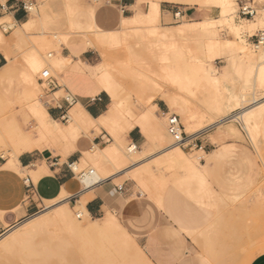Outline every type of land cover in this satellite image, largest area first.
I'll list each match as a JSON object with an SVG mask.
<instances>
[{"label": "bare ground", "instance_id": "bare-ground-1", "mask_svg": "<svg viewBox=\"0 0 264 264\" xmlns=\"http://www.w3.org/2000/svg\"><path fill=\"white\" fill-rule=\"evenodd\" d=\"M79 1L66 0V4L63 3L66 6L68 17H71L76 9L82 7L93 13L97 5L92 6L89 4L87 6V4L85 6L86 3L81 0L80 4ZM163 1L178 2L187 7L206 10L208 15L199 20L184 21L175 30H167V25L162 26L161 2ZM137 3L140 5L146 3V11L143 10L141 14L136 16L122 18L114 29H103L99 25H93L86 32H78L90 48L96 49L100 53L103 60L94 67H83L89 71L95 82L110 98L111 104L105 115L94 120L84 112L79 104H76L69 112L68 125L52 120L48 115L45 104L39 98L42 88L38 84L35 74L38 72L42 74L46 70H42L45 61L37 48L35 52L28 54L25 59L23 58L24 62H26V68L23 72H20L22 83H18L21 84L19 95L26 102L28 109L35 118L37 129L35 133L39 135L41 141L42 139L44 141V139L63 138L66 140L70 139L71 143H74L77 139V131H81L85 135L91 130L98 133L102 130H107L108 133H112L114 140L110 143L105 142L104 147L97 150L99 160L94 164L93 170L100 181H103L112 173L109 170V166L114 169L123 168L128 161L140 153L134 143H130L126 152H124L123 140L118 138L117 135L119 131L127 133L134 128L139 129L140 133L153 146L157 145V152H154V155H157L155 157L156 161L161 158L157 163H153L151 159V163L154 164L155 168L147 167L134 173L136 180L148 175L147 179L150 181L153 170L155 171L158 168L155 166L157 164L173 170L175 174L189 172L203 176L212 169L218 159L232 152L229 151L232 146L223 147L213 154L206 155L205 162L203 164L200 163L199 157L193 158L183 152L179 145L175 144L169 136L165 129L166 127L157 121L155 112L158 107L153 104V100L159 98L162 102H165L167 107L172 108V106H175L183 110L182 113H178L176 109L173 112L180 116L186 141L205 133L207 131L205 129L209 125L216 123V120H218L217 123H229L223 128V134L229 138L238 140L242 138H240L241 134H239L236 126L232 124L236 122L241 125L251 142L256 139L257 135H259L257 133L259 131L258 127L260 124L264 125V41L260 40L258 45L252 46L255 50L253 51L243 35L245 33L252 34L256 28V20L259 23H263L261 19L263 16L257 15L252 20L244 18L248 23L246 26L236 22L233 16L236 14L238 4L235 3V0H137ZM211 8L218 9L217 18L210 16ZM26 9L29 10V17L21 23H16L9 15H4V17L0 18V54L8 62L0 66V92L6 90L7 85L12 82V78L18 71L14 60L15 50L11 51L10 44L8 43L9 46L6 44L8 40L5 41L3 31L14 30L15 26L18 27V29L13 31L16 34L19 32L24 33L26 30L39 31L33 40L42 49L51 48L48 45H51L53 40L64 44L68 43V35L73 34L72 32L74 31L69 25L62 32L48 33L42 29L35 7L29 6L27 8L26 5ZM175 16L179 18L180 14L178 13ZM164 21L166 23L171 22L169 14L166 13ZM223 26L232 32L235 40L220 38L222 32L219 28ZM50 35L52 38L53 36L56 38L52 39L49 37ZM127 37L135 39L133 45L130 43V45L126 44ZM142 38L148 39L142 45L143 55L147 56L149 62H159L161 64H159L160 66L157 65L160 70L157 78L161 80L163 78L166 82H169L176 90L183 92L186 98L176 94L177 91L170 90L165 92L160 90V87L156 86L152 79L148 80L149 76L147 78L142 72H137V67L139 64L141 65L138 60L141 56L137 57L136 53L140 52L138 47L144 43H140ZM45 45L47 46L44 47ZM54 46H58L57 43ZM136 48L138 49L136 50ZM56 50H53L55 51L54 54L52 52L47 54L56 55L59 53ZM109 55H111L110 58H112L113 65L109 64ZM147 59H145L146 62H148ZM217 59L223 60L226 64V68L223 71L212 68V62ZM46 60L48 62V59ZM55 61L57 65L54 63V67L49 66L50 68L47 71L49 73H54L55 71L62 73L65 68L63 59H55ZM55 67L58 70H55ZM122 75H130L136 80L134 88L140 95L157 94V97H154L155 94L149 96V101L143 106L145 108L143 111H138L126 99L121 97L122 85L118 78ZM59 93H64V97L71 102L72 96L69 93L62 89ZM248 97L253 101L251 104H245L249 100ZM5 124L9 128L10 124ZM0 127L3 129L2 126ZM5 131L7 132L8 130L6 129ZM22 132H18L15 137L12 136L13 138H8L7 135L10 134L8 133L6 135L8 138L7 142L4 139L5 136L3 137L4 140L0 137L1 146H8L12 151L6 164L8 168L15 169L14 163L17 162L15 159L18 155L38 147L36 146L37 143L35 144L36 138H33L29 133L22 134ZM211 137L214 143L217 144L219 135ZM234 151L232 153H236ZM136 165L138 166H134L133 170L139 167V164ZM80 166L73 165V168L78 172ZM16 167L21 170L18 166ZM41 169L39 168V170ZM39 172H42V170ZM132 173L129 175H133ZM80 174V182L87 191L91 190V188L93 190V187L100 182L92 170L88 173ZM157 179L158 177L154 176L151 182H154V180L157 182ZM161 179L165 181L164 178ZM163 181L161 182L162 185H164ZM164 187L162 190H164ZM61 191L57 198L59 201L67 196L64 189ZM87 191L84 190V192ZM154 191L160 192L155 189ZM152 197L154 199L153 194ZM92 198H94V194L90 191L76 202L75 207L79 211H77L75 218L70 214L69 206L65 204L59 206L51 215L27 221V223L23 224L25 227L20 232L14 231V233L17 232L15 235L12 231L9 235L7 234V236L1 238L0 264H149L136 251L135 244L119 228L116 221L107 211L103 220L91 219L84 205ZM156 198L158 200V197ZM160 200L159 198L158 202H154L159 205L161 203ZM52 201L48 200L46 203L51 204ZM216 221L219 220L216 219ZM215 224L218 226V223ZM210 225L206 227V230L205 228L202 229L203 232L194 231L185 232V234L196 242L194 234L207 233ZM43 235L48 236L47 238H41ZM198 236L201 237L199 234ZM208 237L207 234L204 236V238ZM132 251H134L133 254H131ZM174 252L172 253L177 257V251L174 250ZM178 256V259H180L182 254ZM182 264L186 263L182 262Z\"/></svg>", "mask_w": 264, "mask_h": 264}, {"label": "rangeland", "instance_id": "rangeland-1", "mask_svg": "<svg viewBox=\"0 0 264 264\" xmlns=\"http://www.w3.org/2000/svg\"><path fill=\"white\" fill-rule=\"evenodd\" d=\"M82 1L86 3L85 6L87 4V6H89V4H91L92 6L97 4V2L93 0ZM28 3L35 4V7L43 21H62L67 17L66 8L62 0H48L44 4H40L38 0H30L25 4ZM79 3L81 4V0L79 1ZM235 3L239 4V0H235ZM161 6L163 10H167L170 9L173 4L162 3ZM146 9L147 4L145 3L143 5V10L146 11ZM211 9L213 10V12L212 10H210V16L213 18H217L218 9ZM26 15L27 19L29 17V12ZM233 17L236 22L242 23V25L244 26L248 24L246 22L247 20L238 14V6L236 9V14ZM72 18L73 20L81 21L83 19V16L80 12L75 11L72 14ZM261 19L264 23V17H261ZM188 20L189 19L183 16L179 17L174 22L171 21L170 24L167 26L165 23L162 22V26H166L167 30H175L179 26H181L184 21ZM255 23L256 28L252 32V34L249 35L248 33H245L246 35H243L244 39L249 44L250 49L253 51L255 50L252 46L258 45L256 37L258 36L260 31L264 30L263 23H259L258 20H256ZM114 28L115 25L109 27V29ZM15 29H18V27L15 26L14 30H8L7 32L3 31L5 41L8 40L6 44L8 46L10 44L9 47L11 51L15 50L14 60L16 70L18 71L12 78V82L7 85L6 90L0 92V126H2V128L4 129H1L0 127V137L3 139V137L5 136L4 139L7 142L9 137L13 138L18 134V132L23 131L22 134L29 133L33 138L37 139L35 141V144H39H36V146H38L37 148L49 147L51 149H57L62 153L74 150V148L68 146V144L71 142L70 139L66 140L63 138H57L49 140L44 139V141L43 139L42 141L39 139V135L35 133V131L37 130L35 118L32 115L31 111L28 109L26 102L23 101L22 97L19 95V89L21 84L18 83H22V77L20 75V72H23L26 68V62H24V59L28 54L35 52V49L37 48L39 53L41 52L40 54H42L45 61L42 70H49L50 67H54V65L57 63L55 59H60L64 57H62L60 53H57L56 55H51L47 53L52 52L54 54L55 51L53 50H56V48V52H59L62 47L70 46L71 42L75 41H80V43L82 42L83 44H85L83 37L80 33H78L85 32V30L75 29L72 32L73 34H69L70 36L68 35L69 38H67L69 44H64L63 42L53 40L52 44L48 45L49 47L51 46V48H48L46 47L47 45H45L44 47L46 48L43 49L46 50H43L33 40L36 34L39 33V31L26 30L24 31V33L19 32L16 34V32H13L15 31ZM219 29L222 32L220 34L221 39L235 40L234 35L227 27L223 26ZM49 37L52 38L51 35ZM53 38L56 37L53 36ZM134 40V38L127 37L126 44L130 43L131 45H133ZM147 41L148 39L142 38L140 40V43H144L140 45L141 48L138 47L140 52H135L137 54V57L141 56L138 59L141 65L139 64V66L137 67V72H142L147 78L149 76L148 80L152 79L156 86L160 87V90H163L165 92L170 90L174 92L177 91L176 94H180V97L186 98L183 92L176 90L169 82H166L163 78L162 80L157 78L158 73L160 71L157 65H159L160 63L149 62L147 56L143 55L142 53V45L145 44ZM56 43L58 46H54L56 45ZM33 44H35V46H33ZM138 48H136V50ZM88 49L93 51V61H91L92 65L101 63L103 61L100 56V53L96 49ZM108 57L110 60H108L109 64L113 65V61L111 60L112 58H110L111 55H109ZM46 59H48V62H46ZM145 59H147L148 62H146ZM6 63H8L7 60L0 54V66ZM211 66L214 70L219 71H223L226 68V64L224 63V61L219 59L213 61ZM54 69L56 70L57 67H55ZM86 71L89 75V71ZM58 72L59 71H55L54 73H50V75L56 80H59V83L63 85V79L60 75L61 73ZM36 74L35 77L37 79V82H39L38 84L42 88H40L41 96L39 95V98L41 102L45 103L46 105L47 96L50 94L51 91H49L46 85L41 84V82L39 81L41 73L38 72ZM91 79L97 87V90L95 92H98V85L96 84L93 78ZM118 79L122 85L121 97L126 99L127 102L131 106H134L138 111H143L145 109L143 106L145 105V103H147V101H149V96H151L153 93L144 95H140L139 93H137L136 89L134 88L136 80L130 75H122ZM61 94L62 97H64V93H56L54 94V98L60 97ZM154 97H157V94H155ZM248 99L249 100L246 101L245 104H251L253 102L252 100H250L251 98L248 97ZM153 104H156L158 107L157 111L155 112V117L157 121L160 122L164 127H166V123L162 112L169 111L170 113H174L173 111H175V109L179 110L180 113L183 112L182 109L175 106H172V108L167 107L165 102H162L159 98L153 100ZM58 121L65 125H68V122L66 120ZM216 121L218 122V120ZM217 122L209 125V127L205 129L207 130L205 133H202L192 139L193 141L191 142V145L197 144L196 147L192 146L186 149L179 147L180 149H182L183 152H185L189 156L193 158L199 157V162L202 164L205 162L206 155L213 154L214 152L218 151L223 147L227 148L232 146L231 150L229 149V151L232 152L236 149V153L231 152V155L227 154L224 157L218 159L213 165L212 169L209 170L210 172L208 171L203 176H200L198 179L184 181L187 182L186 185H189L190 191L193 192L198 191V185L200 183L204 184V189H201L202 191L199 192L198 195L203 201V203L194 202L187 195H185L181 189H178V185L176 186L171 183L170 177L174 174V171L169 170L168 168L166 169L162 165H155L158 168L155 171L153 170V175L150 176L152 178H154V176H157V182H155V180L154 182H151L152 178L149 181L147 179L148 175H145L144 177H141L138 180L135 179L134 173H137L147 167L155 168L154 164H152L151 161L153 160V163H157L161 159L160 158L158 161H156L157 159L155 157L157 155H154V152H157V145L153 146L151 143H149V140L147 141V138L145 136H143V145L140 146V148L138 149L140 153L137 154L135 158L128 161L125 166H123L126 168L123 171L124 176L120 180L115 181V184L117 186L123 185L124 183L129 184L131 187V192L126 197H124L121 193L117 191L118 194L115 199V204L108 208L106 211L116 221L119 228L122 229V231H124L128 235L129 239L133 242V244H135L137 249L136 251L141 254L149 264H182V262L186 264H243L244 261L250 255L256 252L257 248L259 247V244L264 242V136H262L264 135V125L262 126L260 124V126L258 127L259 131L257 132L259 133V135H257L258 137H256V139L251 142L247 137L245 131L241 128L240 124L236 122L232 123L236 126L237 130L239 131V134H241L240 138L242 137L243 141L242 138H239L240 140L232 139L223 134V128L229 123ZM5 123H7L8 125L10 124L9 128H7V125ZM6 129L8 130L7 132L5 131ZM4 131L5 133H3ZM91 131L88 132L89 134L87 133L90 139L94 137V134H91ZM105 131L111 140L110 142H112L114 140L112 133H108L107 130ZM8 133L10 134L7 135ZM95 133L99 134L96 131ZM122 133L123 131H119L117 135L118 138H122L123 150L124 152H126L127 146L130 143L127 142L125 139L126 132L123 134ZM6 135L8 138L6 137ZM214 135H219V140L217 144L214 143L211 137ZM78 138L80 140L84 139V135L80 131L78 132ZM104 140L106 139L104 138ZM7 147L8 146L3 147L0 144V158H8L10 154H12L10 147ZM233 147H235L234 150ZM153 157L155 158V160ZM136 164H139V167H141L140 169H138V167L133 170L134 166H138ZM92 169H94V165L90 159H85V161L81 163V166L78 172L76 173L77 177L75 179L79 183L80 190L83 188V185L79 179V176L81 175L80 173H88ZM109 170L115 171L118 169H114L113 167L109 166ZM131 173L133 175H129ZM22 175L25 176L24 174ZM161 178H164L165 181H163ZM139 180L143 181L140 182ZM162 181L164 185H162ZM163 186H165L164 190H162ZM154 189L159 190L160 192L157 193L154 191ZM152 190L157 193V195H155ZM149 192L153 194L154 199L152 197V194ZM156 197H158V200ZM159 198L161 199V203H159L158 205L157 202L159 201ZM121 200L123 201L120 202ZM65 204L69 206L70 214L75 218V215L77 211H79V209L75 207L76 203L74 202V200L59 201L55 199L51 202V204H47L46 202H44L38 213L30 216L14 228L0 235V239L4 236H7V234L9 235V233L12 231L13 233L14 231L20 232L25 227V225L23 226V224L27 223V221L29 222L30 220L35 218L38 219L51 215L58 209L59 206ZM105 215L106 213H104L100 217H91V219L94 220L97 218L98 220H103L105 218ZM183 215L187 217L188 220H191L192 215H195L196 220L192 221L193 226H195L196 228H199V226H201L198 232H203L202 229L205 228L206 230V227L211 223L212 224L207 230V233H198L201 237H199L198 234H194V239L196 240L195 242L184 232L178 231V225L174 221V219L178 220V216L180 217ZM216 219H218L219 221H216ZM205 223L206 225L204 226L203 224ZM215 223H218V226ZM208 232L210 235L208 234ZM206 234L207 236H209L208 238H204ZM10 236L8 237L10 238ZM47 236L43 235V237L41 238H47ZM149 244L153 245V249L148 246ZM178 248L182 253V257L180 259H178V254L177 257H175L176 255L174 254V250L177 251L176 253H178ZM133 253L134 251H132L131 254Z\"/></svg>", "mask_w": 264, "mask_h": 264}, {"label": "crops", "instance_id": "crops-1", "mask_svg": "<svg viewBox=\"0 0 264 264\" xmlns=\"http://www.w3.org/2000/svg\"><path fill=\"white\" fill-rule=\"evenodd\" d=\"M29 1L30 0H0V18L4 17V15H9L16 23L25 21L27 15L22 9V4ZM38 1L40 4H44L48 0ZM62 1L63 3L66 2V0ZM95 1L98 3L93 13L85 7L75 10L80 12L83 16L84 20L82 19L81 21L73 20L72 15L71 17L67 16L62 21H43L34 3H28L26 5L27 8L29 6L35 7L39 23L42 29L48 33L62 32L69 25L74 30H85V32L93 25H99L103 29H109V27L121 21L122 18L136 16L143 11V5L138 4L137 0ZM162 3L173 4V6L167 10H163L161 6L162 22L166 25L170 24V22L166 23L164 21L166 13L169 14L172 22L178 19L175 16L178 13L180 17L184 16L189 20H199L208 15L206 10H199L196 7H187L178 2L163 1L161 4ZM88 48L90 47L86 42L83 44L82 42L80 43V41H75L71 42L70 46L62 47L59 51L60 55L64 57L62 59L65 64V68L61 73L63 85L59 83V80H56L57 84L55 89L47 96L45 105L48 115L54 121H68L69 112L76 104H79L84 112L94 120L105 115L110 107L108 95L104 93L97 83L99 91L95 92L97 87L91 79L93 77L90 73L88 75L87 71L84 69V67L91 68L99 64H91V61H93V51ZM61 89L72 96L71 102L62 96L53 98L54 94L58 93ZM177 111L180 113L179 110ZM78 132L79 131H77V139L75 142H70L68 144V146L74 148V150L62 153L57 149H51L49 147L34 148L18 155L15 159L17 162L14 161L15 169L6 167L8 158H0V235L14 228L30 216L38 213L46 200V202H48V200L57 199L63 189L67 193V196L61 199V201L74 200L75 203L79 201L82 196L91 191L94 194V198L87 201L84 208L92 218L100 217L108 208L115 204V199L118 194L115 181L120 180L124 176L123 171L126 168L123 167L112 171L103 181H100L96 172L92 169L100 182L93 187V190L92 188L88 191L84 188L80 190L79 183L75 180L77 172L74 170L73 165L79 166L85 159H90L93 165L96 164L99 160L97 150L103 148L105 142H110L111 140L105 130H102L99 134H96L95 131L92 130L91 134H94L92 139L80 131L84 135V139L82 140L78 138ZM104 138L106 140H104ZM125 139L129 143H134L138 149L144 143V137L137 128L128 131ZM16 166L21 168V170ZM39 168L43 173L39 172L41 171ZM45 171H47V173H45ZM22 173H24L25 176H23ZM200 176L202 175L189 172L174 173L170 177V182L176 186L178 185V189H181L182 192L194 202L203 203L198 195L199 192L202 191L201 189H204V184L199 182L198 191L193 192L190 191L189 185H186L187 182H184L186 180L198 179ZM25 179H28V182H26ZM123 186L125 191L121 194L126 197L131 192V187L126 183H124ZM84 190L87 192H84ZM122 201L123 200L120 202ZM192 220H196L195 215H192L191 220H188L184 215L178 216V220L174 219L178 225V231L184 233L198 231L201 227L199 226V228H196L193 226ZM203 225L205 226L206 223ZM148 246L153 249V245L149 244ZM181 254L178 248V255ZM243 264H264V242L259 244L256 252L250 255Z\"/></svg>", "mask_w": 264, "mask_h": 264}, {"label": "built area", "instance_id": "built-area-1", "mask_svg": "<svg viewBox=\"0 0 264 264\" xmlns=\"http://www.w3.org/2000/svg\"><path fill=\"white\" fill-rule=\"evenodd\" d=\"M22 9L24 10L25 14H28V10L26 9L25 4H22ZM238 14L246 19H254L259 14L264 17V0H239ZM256 38L257 43H259L260 40L264 41V32L260 31ZM39 81L41 82V84L46 85L49 91L55 89V86L57 84L56 79L53 78L47 70L41 74ZM162 115L165 119L166 130L175 144H178L179 147H182L183 149L197 146V144L191 145V142L193 140L186 141L184 128L181 125L178 115L170 113L169 111L163 112ZM25 181L28 182V179H25ZM116 190L119 193H122L123 191H125V188L123 185H118L116 186Z\"/></svg>", "mask_w": 264, "mask_h": 264}]
</instances>
